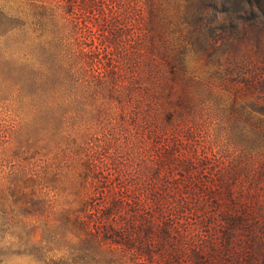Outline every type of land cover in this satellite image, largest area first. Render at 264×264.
Returning a JSON list of instances; mask_svg holds the SVG:
<instances>
[{"label":"trees","instance_id":"16d2710c","mask_svg":"<svg viewBox=\"0 0 264 264\" xmlns=\"http://www.w3.org/2000/svg\"><path fill=\"white\" fill-rule=\"evenodd\" d=\"M26 1L33 33L45 41L0 79L12 96L2 110L19 120L14 133L27 155L0 170V214L39 235L34 255L44 264H139L158 249L161 264H177L173 227L143 200L164 197L156 153L171 170L187 166L150 143L160 73L153 45L173 33L176 0ZM210 23L199 30L215 42ZM1 57L13 58L9 47ZM227 220L230 232L238 220Z\"/></svg>","mask_w":264,"mask_h":264},{"label":"rangeland","instance_id":"374dc122","mask_svg":"<svg viewBox=\"0 0 264 264\" xmlns=\"http://www.w3.org/2000/svg\"><path fill=\"white\" fill-rule=\"evenodd\" d=\"M176 3L173 33L153 45L160 73L149 108L150 143L158 153L173 150L187 166L171 170L156 153L151 165L164 197L148 193L143 200L173 227L169 244L180 254L177 264H264V0ZM29 14L26 0H0V79L15 75L17 57L38 52L45 41L33 33ZM208 20L215 42L199 30ZM3 46L13 53L7 62ZM11 97L0 91V138L8 140L0 145V170L27 157L14 133L19 120L2 110ZM227 218L238 220L230 232ZM39 241L0 214V264H44L34 255ZM163 258L158 249L138 262Z\"/></svg>","mask_w":264,"mask_h":264}]
</instances>
